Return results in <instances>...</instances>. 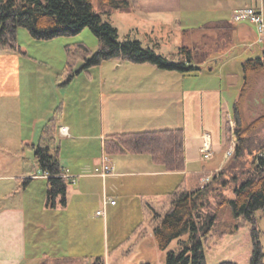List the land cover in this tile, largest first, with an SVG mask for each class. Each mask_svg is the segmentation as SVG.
<instances>
[{
  "label": "rangeland",
  "instance_id": "rangeland-1",
  "mask_svg": "<svg viewBox=\"0 0 264 264\" xmlns=\"http://www.w3.org/2000/svg\"><path fill=\"white\" fill-rule=\"evenodd\" d=\"M238 1L235 6L254 4L258 5L264 13L263 0ZM94 3L96 10L100 11L98 0H94ZM213 14L201 11L200 16H197L199 18L195 20L200 21L202 26L211 20H217L218 17H213ZM105 18H109L119 28L120 39L124 40L128 37L140 39L144 45H156L161 53L174 59H178V50L182 45L194 47L197 60L209 57L204 66L206 70L195 73L201 75L199 80H205L203 77L206 76L203 75H210L209 79L211 76H216L218 79L220 77L219 83L223 84L231 104L240 95L244 82L243 61L252 56H264V42L257 41L256 25L246 20L251 32L249 31L247 36L236 35L235 26L239 21H234L232 12L227 13L226 18L221 21L218 19V22L212 21L204 27L190 29L184 35L172 23L174 19L165 23V27H156L155 30L159 34L153 36L149 33V29L153 28L155 20L150 21L135 11L113 10L110 16L106 15ZM17 39L19 45L27 52L24 53L22 70L27 80L29 79V89L33 92L41 89L45 93L50 92V96H53L56 101V130L52 144L60 148V160L66 167L71 168L72 172L79 174V171L85 170L91 173L95 171L96 165H101L103 155H107L104 148L105 138L109 133L142 129L133 128L144 125H135L123 119L131 110L128 106V95H121L125 96L123 103L120 105L117 103L114 109L115 96L118 92L115 90L119 84L116 82V77L151 73L149 69H159L156 68L157 66L151 63L111 58L90 68L80 69L86 55V49L81 44L91 52H95L99 47L98 37L89 26L77 34L60 35L51 39H35L26 27L21 26L17 32ZM209 67L213 68L212 71L208 70ZM158 71L182 73L164 68ZM230 74L232 82H228L227 77ZM193 80L195 81L196 78ZM125 85L128 86V84ZM128 91L129 89H126L123 92ZM242 108L247 120H251L264 111V72L257 77L252 89L247 92ZM150 111L153 115L164 113V110H160L156 103L152 104ZM102 114H104V120ZM231 114L233 137L236 122L233 111ZM62 124L70 125L72 128L70 135L60 132L59 126ZM43 125L46 126L42 123L38 129L35 140L37 144L41 142ZM232 141H235L234 137ZM28 153L35 157L34 152L28 151ZM127 155L131 154H114L115 172L123 170L120 165L126 161ZM147 156L150 157L148 154L143 157ZM130 159L135 161L141 157ZM231 159H227L228 163ZM138 168L145 170L143 166ZM211 175V173L204 175L201 179L202 184L208 182ZM165 177L166 181L160 176L145 173L118 174L109 177L107 179L109 200L114 198L118 201V205L114 206L110 203L106 213L102 214H97L98 209L104 210L103 203L100 202L103 192L101 178L80 176L77 177V183L69 182L68 207L59 206L58 209L48 212L40 210L41 224L36 229L38 240L34 242V254L29 255L27 264H43L44 262L52 264L58 258H75L83 263H91L98 256L104 257L106 264H143L145 262L165 264V251L159 248L152 234L148 202H156L175 190L177 184L181 183L182 176L167 175ZM81 181L88 182L84 184L88 187L86 188L88 194H83L88 195L89 204L87 205L81 202L83 196L78 191H73ZM91 181L92 185L89 187ZM234 185V182L228 185L224 191L226 195L234 196ZM29 189L33 195L43 199L46 181L36 180ZM219 200L220 197L212 198V209L216 208ZM219 217L222 221H218L205 242L208 264H218L224 260L251 264L253 250L251 225L243 221L237 228L232 224L230 219H233V216L229 207L221 208ZM257 217L264 245V212L258 211ZM187 237L188 234H183L181 239ZM181 248L180 238H175L169 245V249L180 250Z\"/></svg>",
  "mask_w": 264,
  "mask_h": 264
},
{
  "label": "trees",
  "instance_id": "trees-1",
  "mask_svg": "<svg viewBox=\"0 0 264 264\" xmlns=\"http://www.w3.org/2000/svg\"><path fill=\"white\" fill-rule=\"evenodd\" d=\"M137 6V0H98L100 11H97L94 0H0V45L5 49L20 50L17 32L21 26L26 27L35 39L77 34L89 26L98 37L99 47L91 52L81 44L86 55L80 69L111 58L151 63L183 73L198 71L205 66L209 57L197 60L195 48L188 45L180 46L179 57L174 59L161 53L156 45H144L140 39H120L119 28L105 16L109 17L113 10L133 11ZM242 65L244 82L240 95L232 104L236 148L228 165L213 172L204 184L201 181L203 173L185 175L183 183L175 190L156 202H148L152 234L159 248L165 251V264H208L205 242L218 221H222L219 211L223 207L230 208L231 223L237 228L243 221L251 225L253 250L250 263L264 264V245L257 217L258 211L264 212V111L247 120L242 108L247 92L264 72V56L248 57ZM54 114L44 127L42 141L35 149L40 169L48 174L47 205L51 207L67 205L69 186L59 147L52 144L56 111ZM228 131L232 132L230 123ZM231 142L230 138L227 147ZM104 149L107 155L148 154L168 171H182L186 166L183 127L110 133L105 138ZM231 182L235 184L234 196L224 192ZM216 197L220 200L212 209V198ZM183 234L188 237L181 239ZM175 238H180V250L169 249ZM52 264H106V260L98 256L91 263H83L75 258H58ZM218 264L239 263L224 260Z\"/></svg>",
  "mask_w": 264,
  "mask_h": 264
},
{
  "label": "crops",
  "instance_id": "crops-1",
  "mask_svg": "<svg viewBox=\"0 0 264 264\" xmlns=\"http://www.w3.org/2000/svg\"><path fill=\"white\" fill-rule=\"evenodd\" d=\"M137 2L138 6L133 11L150 21L155 20L153 28L149 29V33L153 36L159 34L155 28L165 27L164 24L169 23L170 19H174L172 23L184 35L190 29L200 28V21L195 19L199 18L197 16H200L201 11L202 13L204 11L214 13L213 17H218L217 20L210 21L214 22L225 19L229 12H232L233 16L238 8L259 7L254 4L235 6V3L239 2L238 0H137ZM249 31L246 20L239 21L235 26V34L238 36H247ZM24 53L27 52L22 47L20 50H11L0 45V264H27L29 255L34 254V242L38 240V230L36 229L41 224L40 210L48 212L62 206L60 204L56 207L47 205L48 174L40 169L35 156V149L39 144L35 141L38 129L42 123L47 124L52 118L56 109V101L53 96H50V92L45 93L42 89L33 92L29 89V79L27 80L22 70ZM159 69L151 68L149 69L151 73L117 76L116 82L119 84L115 90L118 92L115 96L114 109L117 103L119 105L123 103L125 96L121 95L126 94L131 110L123 119L135 125H144L133 129L154 130L183 127L186 146L185 170H165L151 157H143L145 154L124 156L127 159L120 165L123 170L113 171L106 176L97 172L96 168L91 173L82 170L76 174L75 171L72 172L71 168L66 167L64 162H61L68 182L77 183V177L80 176L102 179L103 192L100 202L103 203V207L104 200L110 197L107 179L111 176L145 173L160 176L164 181H166L164 178L167 175L182 176L180 183L182 184L185 175L212 174L224 168L228 163L226 150L229 147L227 145L230 138L233 140L232 132L228 131L232 104L225 94L223 84L219 83L221 78L211 76L209 79L210 75H203L208 79L203 77L205 80H199L201 75H197L195 72L202 73L203 70H206L205 67L198 71L180 74L161 73L158 71ZM212 69V67L208 68L209 71ZM193 78L196 80L194 81ZM227 78L228 82H232L231 74ZM126 89L129 91L123 92ZM154 103L160 110H164L163 115L151 113L150 107ZM102 115L104 120V114ZM119 116L121 117V114ZM63 127H66L65 131L62 130ZM59 130L62 134L70 135L72 128L69 124H62L59 126ZM40 139L42 141V136ZM55 146L57 145L55 144ZM205 146H207V150H205ZM28 151L34 152L35 159L30 156ZM208 151L212 152L210 156L207 155ZM113 156L103 155L101 164L107 160L114 167ZM140 157L141 159H135ZM130 164L132 165L130 166ZM138 166L145 167V170H141ZM26 178H30V180L25 181ZM40 179L46 181L43 199L33 195L29 189L36 180ZM85 183L88 182L81 181L73 191H78L83 196L81 202L87 205L89 204L88 195H83L88 194L86 192L88 187L84 185ZM180 184L178 183L177 186ZM91 185L92 181L89 187ZM68 193H70L69 190ZM69 203L70 199H68L67 205L62 207H68ZM109 204L110 202L106 209ZM111 204L116 206L118 201ZM99 210H97V214Z\"/></svg>",
  "mask_w": 264,
  "mask_h": 264
},
{
  "label": "built area",
  "instance_id": "built-area-1",
  "mask_svg": "<svg viewBox=\"0 0 264 264\" xmlns=\"http://www.w3.org/2000/svg\"><path fill=\"white\" fill-rule=\"evenodd\" d=\"M233 17H234V21L248 20L254 23L257 29V41L259 42L264 41V13L260 7L246 6V7L238 8L234 12ZM62 130L65 131L66 127H63ZM206 147L207 146L204 147L205 150H207ZM235 148H236V141H232V144L226 151L227 159H230L234 156ZM208 154H211V152H209ZM96 171L99 172L101 175L106 176L108 174H111L114 171V167L109 161L105 160L101 165L96 167ZM109 202L116 203V200L115 199H110V200L105 199L104 200V210H99L98 214L106 213V206Z\"/></svg>",
  "mask_w": 264,
  "mask_h": 264
}]
</instances>
